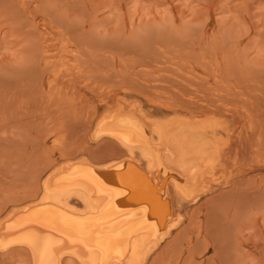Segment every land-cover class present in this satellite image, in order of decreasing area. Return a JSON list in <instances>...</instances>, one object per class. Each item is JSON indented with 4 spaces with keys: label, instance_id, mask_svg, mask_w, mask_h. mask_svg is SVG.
Masks as SVG:
<instances>
[{
    "label": "rangeland",
    "instance_id": "rangeland-1",
    "mask_svg": "<svg viewBox=\"0 0 264 264\" xmlns=\"http://www.w3.org/2000/svg\"><path fill=\"white\" fill-rule=\"evenodd\" d=\"M178 100H216L232 150L244 145L226 163L230 184L185 206L141 264H264V0H0V226L46 196L88 209L79 190L51 192L69 169L134 158L148 172L145 151L101 133L102 118ZM0 264L31 257L0 247Z\"/></svg>",
    "mask_w": 264,
    "mask_h": 264
},
{
    "label": "bare ground",
    "instance_id": "bare-ground-1",
    "mask_svg": "<svg viewBox=\"0 0 264 264\" xmlns=\"http://www.w3.org/2000/svg\"><path fill=\"white\" fill-rule=\"evenodd\" d=\"M178 101L169 111L153 115H138L136 107L127 110L120 104L111 108L102 118L101 133L125 148L144 150L148 172L134 158L104 170L93 164L69 169L68 174L65 170L67 181L51 192L79 190L88 209L76 212L46 196L42 204L5 219L0 247L23 246L31 264H61L66 256L80 264H141L149 244L157 247L179 230L185 206L200 208L204 196L230 184L226 163L234 148L226 111L216 106V100ZM235 145L234 152L239 153L243 137Z\"/></svg>",
    "mask_w": 264,
    "mask_h": 264
}]
</instances>
